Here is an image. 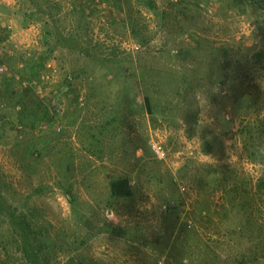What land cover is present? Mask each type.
<instances>
[{"label":"rangeland","instance_id":"obj_1","mask_svg":"<svg viewBox=\"0 0 264 264\" xmlns=\"http://www.w3.org/2000/svg\"><path fill=\"white\" fill-rule=\"evenodd\" d=\"M0 65V264H264V0H0Z\"/></svg>","mask_w":264,"mask_h":264},{"label":"trees","instance_id":"obj_2","mask_svg":"<svg viewBox=\"0 0 264 264\" xmlns=\"http://www.w3.org/2000/svg\"><path fill=\"white\" fill-rule=\"evenodd\" d=\"M144 101L147 109L151 110L152 103L148 95L144 96ZM261 133H264V129L261 130ZM127 182L128 181L126 178H115L111 180L109 182L111 196L129 195L131 192V187L129 186V184H127ZM24 218L25 217L23 215L19 218L13 217L12 215L10 216V220L17 224L15 229H17L16 232L19 236V251L21 252L23 258L25 260H28L31 264H49L48 259H41V251L43 250V248L48 247L47 245L51 244L45 243V241L42 242L40 239L36 241V237L34 235L32 236V234H34V231L30 221ZM31 238L35 239L36 242H33ZM242 264H246V261H244Z\"/></svg>","mask_w":264,"mask_h":264},{"label":"built area","instance_id":"obj_3","mask_svg":"<svg viewBox=\"0 0 264 264\" xmlns=\"http://www.w3.org/2000/svg\"><path fill=\"white\" fill-rule=\"evenodd\" d=\"M3 70H4V67L0 65V71H3ZM153 148L156 151L157 156L159 158H164V151L162 150V148H160V146L153 145Z\"/></svg>","mask_w":264,"mask_h":264}]
</instances>
